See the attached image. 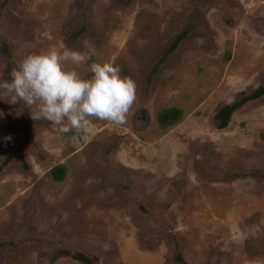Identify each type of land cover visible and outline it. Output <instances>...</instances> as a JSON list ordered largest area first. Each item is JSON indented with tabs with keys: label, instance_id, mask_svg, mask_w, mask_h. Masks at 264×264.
<instances>
[{
	"label": "rangeland",
	"instance_id": "rangeland-1",
	"mask_svg": "<svg viewBox=\"0 0 264 264\" xmlns=\"http://www.w3.org/2000/svg\"><path fill=\"white\" fill-rule=\"evenodd\" d=\"M49 49L79 52L63 65L81 79L118 66L136 100L123 125L93 117L63 133L0 89V168L14 154L0 171V264H81L54 260L61 248L98 264H264V97L224 130L214 119L264 86V0H0V82ZM169 108L182 119L161 129Z\"/></svg>",
	"mask_w": 264,
	"mask_h": 264
},
{
	"label": "clouds",
	"instance_id": "clouds-1",
	"mask_svg": "<svg viewBox=\"0 0 264 264\" xmlns=\"http://www.w3.org/2000/svg\"><path fill=\"white\" fill-rule=\"evenodd\" d=\"M69 59L79 64L82 57L76 51L61 54L54 49L30 54L12 69L10 82H0V89L8 103L23 102L34 121L47 120L63 133L80 134L91 127L93 117L125 124L136 100L135 82L121 77L120 68L110 63H93L91 78L81 79L76 71L64 69Z\"/></svg>",
	"mask_w": 264,
	"mask_h": 264
},
{
	"label": "trees",
	"instance_id": "trees-1",
	"mask_svg": "<svg viewBox=\"0 0 264 264\" xmlns=\"http://www.w3.org/2000/svg\"><path fill=\"white\" fill-rule=\"evenodd\" d=\"M190 30H192V27L191 28L189 27L181 35L176 37V39L172 43V45L165 51L163 58L161 59V62L165 61L173 53V51L178 47L180 42L186 38V36L190 32ZM83 32H84V27H82L81 30L78 31L77 33H75L73 36L75 38H77ZM1 50L5 55L8 56L9 59L11 58V54L8 52L6 47L1 48ZM161 62H159L157 65H155L153 67L152 71L150 72V75L148 77V85H150V83H151L152 76H154V74L159 70V68L162 64ZM6 70H7L8 76L11 78L10 73L12 71V68L9 64L7 65ZM241 96L242 97L237 102L232 103L230 105L223 106L222 108H220L218 110V112L214 116V119L217 122V129L218 130L226 129L230 124L232 115L237 110H239L242 106H244L245 104H247L249 102L256 101V100L264 97V86L258 87L257 89H255L250 94L242 93ZM182 115H183V113L179 109L169 108V109L163 110L162 112H160L157 115V122H158L161 129H167L169 127H172V126L178 124L182 119ZM27 121H28V113L25 112L23 114L22 119H21L20 126L25 127L26 132H29L30 128L27 124ZM13 157H14V154L10 155L3 162V164L0 168V171L4 166H6L8 163H10V161L13 159ZM48 174L54 182H59V183L63 182L65 179L66 167L62 165V166L52 168ZM2 245L3 244H0V246H2ZM58 258H70L71 260L78 262V263H81V264H98V259L96 257H88L82 253L71 252L67 249H62V248L57 250L56 259H54V260H57ZM176 260L180 264H185L184 259L180 255L176 256Z\"/></svg>",
	"mask_w": 264,
	"mask_h": 264
}]
</instances>
